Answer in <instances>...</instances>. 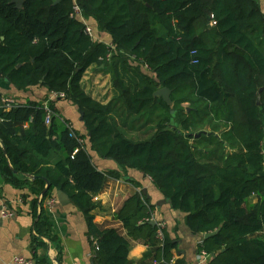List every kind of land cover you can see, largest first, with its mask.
<instances>
[{
	"label": "trees",
	"instance_id": "16d2710c",
	"mask_svg": "<svg viewBox=\"0 0 264 264\" xmlns=\"http://www.w3.org/2000/svg\"><path fill=\"white\" fill-rule=\"evenodd\" d=\"M76 5L111 36L114 49L86 33V24L72 16ZM93 66L111 74L118 94L108 103L85 89L83 77ZM0 72L18 89L49 91L45 100L12 108L0 101L2 172L18 186V176H32L38 234H50L42 204L61 190L86 217L95 264H131L135 241L150 246L147 261L172 264L178 243L166 228L158 236L150 223L156 204L142 192L117 210L121 227L95 222L94 195L109 176L120 175L99 170L95 151L152 179L201 235L199 250L210 255L205 264H264V239L254 238L264 232L259 0H24L22 8L0 0ZM163 87L171 90L173 106L155 96ZM51 92L64 93L78 107L87 134L58 115L57 99L46 123ZM59 152L64 157L49 165Z\"/></svg>",
	"mask_w": 264,
	"mask_h": 264
},
{
	"label": "crops",
	"instance_id": "0c3cea01",
	"mask_svg": "<svg viewBox=\"0 0 264 264\" xmlns=\"http://www.w3.org/2000/svg\"><path fill=\"white\" fill-rule=\"evenodd\" d=\"M264 12V0H259ZM94 31V40L112 44L111 36L99 29L95 20L88 21ZM210 25V24H209ZM85 89L94 98L108 103L115 98L118 92L112 84L111 74L97 66L90 67L84 77ZM0 93L14 98L17 102L25 103L28 100H45L49 91L44 86H34L27 90L18 89L12 82L0 77ZM58 115L69 120V124L80 133L87 134L83 121L80 119L78 107L71 101L61 99L57 101ZM29 127V123H25ZM88 141V139H87ZM89 143V142H88ZM3 145L0 143V148ZM93 163L103 171H120L118 177L109 176L105 189L94 195L95 222L103 226L121 227L117 217V210L127 197L135 192L147 191L146 196L152 204H156L155 219L166 222V230L171 238L175 239L178 247L173 251L174 264L181 260L183 264L201 263L202 253L199 250L201 235H195L186 225V214L174 210L169 203L157 204L164 198L161 191L154 185L152 179L137 169L123 170L118 163L109 158L101 157L91 151ZM64 157L59 152L53 154L49 165H54L58 157ZM0 156V193L4 202L16 211L11 218L1 215L0 202V264H9L16 256L34 259L38 264H95L93 249L90 243L86 217L82 210L71 200L60 201L58 191L52 192L50 197L57 199L55 205L49 208V198L42 204L51 223L48 236L40 235L35 228L36 218L33 215L32 200L39 194L33 186L31 176H18L21 185L9 181L2 172ZM24 181V183H22ZM41 195L39 196V198ZM256 198L252 199L255 203ZM41 211V206L38 208ZM254 238L264 239V232L254 235ZM150 246L146 241H135L130 246L129 261L131 264H161L145 259Z\"/></svg>",
	"mask_w": 264,
	"mask_h": 264
},
{
	"label": "built area",
	"instance_id": "2783aa9c",
	"mask_svg": "<svg viewBox=\"0 0 264 264\" xmlns=\"http://www.w3.org/2000/svg\"><path fill=\"white\" fill-rule=\"evenodd\" d=\"M72 16L81 19L86 24V33L94 38L93 28L88 23L86 16L83 14L81 8L78 5L75 6ZM210 23H211V25L216 24V21L213 19V17H211ZM109 46L112 49H114V46L112 44ZM108 56L110 57L111 54H109ZM64 98H65L64 93L51 92L49 95V98L44 102V107H45V110L47 112V116H46V123L47 124L50 123V119H51V116L53 114L50 102L52 100H56V99L61 100ZM0 101L2 102V105L5 106L6 108H12L13 106H15L18 103L14 98L6 96V95L1 94V93H0ZM56 201H57V199L55 197H53V196L50 197L49 198V208H52L55 205ZM0 202L2 203L1 215L3 218H11L16 214V211H14L12 208H10L4 202L1 193H0ZM151 220H155L157 222V226H158V231H157L158 233L157 234L159 237L163 238L164 237V229L166 228V222L164 220L157 221L155 219V217H152ZM209 257H210V255L207 254L205 251H203L200 262L205 263L209 259ZM170 263L174 264V258H172V261ZM9 264H37V262L31 258H27L24 256H16L11 260V262H9Z\"/></svg>",
	"mask_w": 264,
	"mask_h": 264
},
{
	"label": "water",
	"instance_id": "95a60500",
	"mask_svg": "<svg viewBox=\"0 0 264 264\" xmlns=\"http://www.w3.org/2000/svg\"><path fill=\"white\" fill-rule=\"evenodd\" d=\"M13 2L17 5V7L22 8L24 0H13ZM211 17L208 18V24H211ZM0 77H3L2 73L0 72ZM4 79L7 82H11V80L8 77H4ZM262 91V88L260 90V92ZM155 96L158 97H163V99L165 100V102H167L169 105L173 106L174 102L171 99V90L167 87H163V88H159L156 92H155ZM81 121H83V114L81 113V117H80ZM201 134H197L196 136H200ZM50 187V183L47 182V188L48 189ZM143 193L146 195L147 191L144 189ZM58 196L60 201H62L63 203L69 201V198L67 196V194L61 190L58 191ZM149 198V197H148ZM150 199V198H149ZM170 200L168 198H163L162 200H160L157 204L160 206L161 204L164 203H169ZM150 223L155 226L157 225V222L155 220H151ZM218 231H220V229L216 230L215 232H210V233H206L205 234V238H209L211 236H213L214 234H216ZM216 253L212 254V257H215Z\"/></svg>",
	"mask_w": 264,
	"mask_h": 264
},
{
	"label": "rangeland",
	"instance_id": "374dc122",
	"mask_svg": "<svg viewBox=\"0 0 264 264\" xmlns=\"http://www.w3.org/2000/svg\"><path fill=\"white\" fill-rule=\"evenodd\" d=\"M94 32V31H93ZM186 106V105H185ZM80 117H81V114H80ZM141 136H139L140 138H145L146 137V135L144 136V135H142V134H140ZM140 192H142L143 193V191H140ZM144 194V193H143ZM145 195V194H144ZM162 200V199H161Z\"/></svg>",
	"mask_w": 264,
	"mask_h": 264
}]
</instances>
